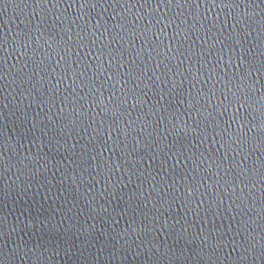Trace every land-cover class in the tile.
<instances>
[{"label":"water","instance_id":"water-1","mask_svg":"<svg viewBox=\"0 0 264 264\" xmlns=\"http://www.w3.org/2000/svg\"><path fill=\"white\" fill-rule=\"evenodd\" d=\"M158 2L57 0L54 7L40 8L45 0H0V261L5 258L8 220L18 228L17 241L49 251L43 260L31 259L29 252V259L6 264H264L259 244L251 254L244 251L257 241L264 243V144L258 136L249 138L255 151L249 150L244 164L250 165L248 182L256 185V202L251 212H241L236 204L243 208L242 202L230 192L241 180L239 166L233 167L236 154L227 150L225 159V150L218 152L220 145L213 142L220 141L216 132L223 135L229 123L232 130L236 127L231 121L235 109L225 107L223 82L250 73L253 81L259 79L258 88L264 86V0H180L182 6L173 0L157 8ZM253 11L258 15L246 17L244 29L237 25V31L250 35L236 43L235 17ZM62 15L76 17L74 23L67 21L68 27L73 35L80 31L82 39L62 65H56V56L50 65L45 61L46 72L43 65L37 69L20 51H51L48 36L68 41L58 19ZM161 18L188 23L175 34L172 24L165 29L166 37L156 39L146 28L159 31L164 25L156 27V22ZM17 40L24 45L20 51H14ZM96 89L104 93L106 103L112 97L103 111L93 102L99 100L98 92L93 95ZM205 110L212 116L205 119ZM241 113L243 120L247 113ZM177 117L180 130L173 128ZM8 137L19 143L5 149ZM29 153L44 159L29 162L34 175L19 165L20 171H5V157L18 161V154ZM198 157L215 159L216 164L208 171L205 162L196 172L192 161ZM42 163L47 164V174L36 171ZM185 179L194 189L187 201ZM217 179L222 188L216 187ZM199 184L204 187L197 193ZM208 184L213 185L210 192ZM242 221L252 236L245 240L241 232L234 244L233 234ZM185 223L187 233L182 231ZM132 227L137 232L125 244L119 233L125 228L132 233ZM13 243L8 240L9 246ZM154 243L159 252L152 248L149 257L147 248ZM216 243L219 247L212 246ZM141 248L144 252L138 255Z\"/></svg>","mask_w":264,"mask_h":264},{"label":"clouds","instance_id":"clouds-1","mask_svg":"<svg viewBox=\"0 0 264 264\" xmlns=\"http://www.w3.org/2000/svg\"><path fill=\"white\" fill-rule=\"evenodd\" d=\"M48 7V5H44L43 7L40 8H45ZM82 13L78 12V14ZM254 15H258V13H256L255 11H253L252 13H248L245 12L243 16L241 15H237L235 17V21L236 23H233L232 25V31L234 33H236V43H240L241 38L246 39V37L248 35H250V33H247L246 31L244 32H240L237 31V25L240 26L241 29H244L245 27V18H249L252 17ZM58 19L61 20V23L63 24V29L64 31L68 32L69 34V39L68 41H64L63 39L57 41L55 39V36H48L46 37V43L48 45V48L51 51H48L47 49L43 52V54L36 52L35 49H33L32 53H27L25 51H20V49L22 47H24L23 44H21V42L19 40L15 41L16 44V48L14 49V51H20V56L21 57H29V59L32 60L33 64L37 66V69H39V67L41 65L44 66L43 70L46 72L47 71V67L48 65L45 64V61L48 62V64L50 65L52 63V60L54 59V57L59 56L60 59L56 60V65H62L61 61L65 60L66 54L67 56H70V53L72 51V48L74 46V44L78 45L80 40L82 39L81 35H80V31H76L75 35H73L72 30L68 27V23L67 21L70 19L73 23L76 20V17H67V16H61L58 17ZM79 19L81 21V26H82V22H83V18H82V14L79 15ZM196 19L199 20V16L196 17ZM200 22V20H199ZM163 23V27L159 28V31H155V29H147L146 31H151L152 34H155L156 39H159L160 36L163 34L165 37L167 36V33L165 32V29L170 27L172 24H175V29H174V33L178 32L181 30V26L182 25H187V20H181L180 23H176L175 20L169 19L167 22H165L163 20V18H161L160 20H157L156 22V27H159L160 24ZM191 27L193 29L196 28V23H192ZM201 27H203V24L201 22ZM39 29H37L38 31ZM186 30V29H185ZM41 35H43V33H41ZM37 40L39 42V37H37ZM70 42H74V43H70ZM28 41H25L24 44H27ZM67 45V47H66ZM72 65L71 63L68 64V68H71ZM204 67H207V65H205ZM102 68V66H101ZM73 72V80L75 81V72L76 69H72ZM67 73V70H65V74ZM101 75H103V70H101ZM36 75L39 77L40 81L42 82L44 80V77L40 75V71L37 70L36 71ZM81 75H83V73H81ZM63 77H59V79H62ZM110 75H109V79H110ZM59 79L57 80V83L59 82ZM209 80H212V76L211 73H209ZM48 84L51 85V80H48ZM259 84V79H257L256 81H253L251 79V74L249 73V75L247 77L243 76V75H239L237 78L233 79L230 78L229 81H224L223 82V86H222V91H223V99L228 101V105H225V107H228L229 105H231L232 108L235 109L234 112H232L231 114V121H234L236 124V127L234 130H232V125L231 123H229V128L224 129V134L222 135L220 131L216 132V135L220 137V141H216L215 138H213V142L214 143H219L220 147L219 149H217V151L219 152L221 149L225 150V159L227 158V150H231L232 152H234L236 154V160L233 161V167L235 166H239L238 169V174L241 176V180H239L235 186H231V195L232 198L234 200H239L242 202L243 204V208L241 207L240 203L236 204V209L243 212L245 209H247V211L251 212L252 208L255 206V198L253 196L252 190L256 188L255 184H250L248 182V173H249V168L250 165L248 167L245 166L244 161H248L249 162V150L251 149V151H255V148H252V146L249 144V138L252 137L253 139H255V137H259V143L260 144H264V86H261L260 88L257 87V85ZM91 90V89H89ZM99 93V100L98 102L93 101L94 103H96L97 107H99L102 111L107 109L109 105L112 104V97H108L107 103L105 101V97H104V93L101 92L99 89L95 90V93H93V95H95L96 93ZM257 92H259L260 94L257 96ZM112 96H115V93L112 94ZM210 99V98H209ZM197 103H200L199 100H197ZM221 103H223V101H221ZM124 104H127V100H124ZM133 107H135V104H133ZM188 107L191 108L193 107L192 101L189 100V104ZM217 110H219L217 108ZM241 110H244L247 113V116L244 117L243 120L240 119L242 113ZM64 109H61V112H63ZM73 111H76V109L74 108ZM157 111H159V109H157ZM202 115L205 116V119H207L209 116H212V113L207 112L205 110V112L202 113ZM248 117H251V119L249 120ZM161 119H163V117H161ZM169 119V124L172 123L171 117L168 118ZM181 119V117H177V124L173 125V128H176L177 130H180L183 126L179 125V120ZM129 125L132 124V121L129 120L128 121ZM33 127H35V122H33ZM125 134L126 131H125ZM225 135L227 136V139L225 138ZM207 139V136L205 137V140ZM19 143V141H11V139L8 137L5 144H4V148L7 149L9 147L10 144H12L13 147H15V144ZM137 143H139V141H137ZM75 147V146H73ZM257 147H259V144H257ZM21 148H23V145H21ZM42 150V147H41ZM264 151V150H262ZM243 156L244 160H240L239 157ZM93 159H95V156H93ZM189 160H191V156L189 157ZM197 160L199 161V163L197 162ZM197 160H193L192 161V166L193 169L196 172H199L200 170V165L204 164L205 162H207V170L211 171L212 170V166L213 164H216V160H208L207 157H205L203 160H200L199 157L197 158ZM37 161H44V159L41 157L40 153H36V154H32L29 153L27 155H19L18 154V161H13L11 160L10 157H5L4 158V166H5V171H9L12 168H16L17 171H20V167L22 166L23 169H26L28 173H32L31 168H29V162H31L32 164H35ZM248 165V164H247ZM221 165H217V170L215 175L217 177H219L220 175V169ZM47 164H41L40 168H38L36 171L40 172L43 171L45 174H47ZM34 175V173H32ZM252 174L255 175V170H252ZM21 175H24V173H21ZM24 178L27 179V175H24ZM20 177H17V180H19ZM73 182H75V176L72 177ZM205 180L207 181V178H205ZM261 180H264V176L261 177ZM193 181H195L196 183H199L198 181H196V178L193 177ZM214 183L216 184V187L218 188H222L223 186L220 184L219 180H215ZM29 187H31V185H29ZM204 185L203 184H199V187H197L195 189V191L197 193L200 192V189L203 188ZM237 188H239V192H237ZM213 189V185L212 184H208V188L207 191H211ZM225 192H229L228 188H223ZM245 189H247V195L245 194ZM193 183L187 181V179H185V183H184V194H185V200L187 201L188 197L193 196ZM206 198V193H202ZM249 196L252 197V204L249 205L248 204V198ZM214 197L216 199H219V194H215ZM194 203V202H193ZM222 203V201H221ZM201 204H203V201H201ZM183 207V205H182ZM192 209H190L191 211ZM231 210V208L229 209ZM196 215L199 216V211L196 212ZM158 219V218H157ZM179 221H177L178 223ZM52 223V227L56 228L57 225L56 223L53 221ZM248 225H251L252 220H249L246 222ZM28 227H33L32 221L29 218V220L27 221ZM45 228L48 227V222L44 223ZM158 226V225H157ZM168 226V221L167 219H165L164 221V227ZM35 227H39V224H37ZM69 227H71V225H69ZM183 233H187L188 232V225L185 223V225L182 228ZM232 229L229 228V232H231ZM18 232V228L12 224L9 223L8 220L5 221V235L7 236V239L5 240V258L4 260L0 261V264H6L7 261H15V260H19V259H29L28 253H31V259L35 260V259H44V253L48 252L49 249H44V251L42 252L40 249V244H36L35 247H32L31 245L25 247V243L20 240L17 241L16 240V233ZM137 229L135 227H132V233L128 232V229L125 228L123 232L119 233V236L121 239L124 240L125 244H128L129 242H131L133 240V233H136ZM241 232H243L245 235V240H249V238L252 236V233L249 231L248 227L245 226V222H241V225L237 228L236 232L233 234L234 237H236V239H233V243L236 244V241L238 239V237L241 235ZM203 233V230H202ZM125 237H127V239H125ZM199 238V237H198ZM12 240L14 241V243L9 246L8 244V240ZM135 239L138 241L139 240V235L135 236ZM203 240L205 242L206 245L210 244L211 242L209 241L208 236H204ZM257 244H259L260 247V253L259 255H264V243H261L260 241H257L256 244H252L251 248H245L244 251L249 252L251 254V251L253 248H256ZM213 247H219V244L216 243L214 245H212ZM152 248H155L157 252H159V246L158 244H153L151 246V248H147V253L148 256L151 257L152 255ZM144 252V248H141V252L137 253L138 255L142 254Z\"/></svg>","mask_w":264,"mask_h":264},{"label":"snow or ice","instance_id":"snow-or-ice-1","mask_svg":"<svg viewBox=\"0 0 264 264\" xmlns=\"http://www.w3.org/2000/svg\"><path fill=\"white\" fill-rule=\"evenodd\" d=\"M56 2H57V0H51V2H49V0H45V3H41L40 5H41V7H43L44 5L52 4L54 7ZM185 2H187V0H185ZM172 3H173V0H159V2L156 4V7L159 8L161 4L171 5ZM175 3L177 5H180V0H175ZM180 6H182V5H180ZM93 7H95V5H93ZM173 34H175V33H173ZM157 55H159V53H157ZM109 75L111 77V74H109ZM107 78L109 79V76Z\"/></svg>","mask_w":264,"mask_h":264}]
</instances>
